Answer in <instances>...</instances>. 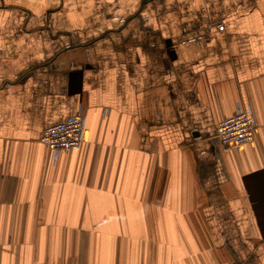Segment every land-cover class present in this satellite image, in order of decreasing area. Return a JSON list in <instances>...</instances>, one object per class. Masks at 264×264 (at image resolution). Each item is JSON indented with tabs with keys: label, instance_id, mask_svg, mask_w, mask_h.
Here are the masks:
<instances>
[{
	"label": "crops",
	"instance_id": "0c3cea01",
	"mask_svg": "<svg viewBox=\"0 0 264 264\" xmlns=\"http://www.w3.org/2000/svg\"><path fill=\"white\" fill-rule=\"evenodd\" d=\"M0 264H264V0H0Z\"/></svg>",
	"mask_w": 264,
	"mask_h": 264
},
{
	"label": "built area",
	"instance_id": "2783aa9c",
	"mask_svg": "<svg viewBox=\"0 0 264 264\" xmlns=\"http://www.w3.org/2000/svg\"><path fill=\"white\" fill-rule=\"evenodd\" d=\"M218 23V27H222ZM85 116L79 111L65 119L48 124L41 136V141L49 146L55 156L62 151L78 149L84 141ZM257 123L249 106L237 104L233 115L221 120L217 134L223 146L240 148L251 142L256 133Z\"/></svg>",
	"mask_w": 264,
	"mask_h": 264
}]
</instances>
